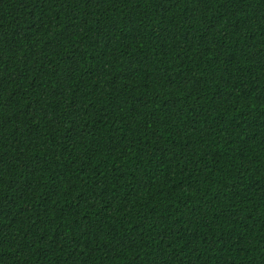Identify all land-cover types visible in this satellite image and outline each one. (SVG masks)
<instances>
[{"label": "trees", "instance_id": "16d2710c", "mask_svg": "<svg viewBox=\"0 0 264 264\" xmlns=\"http://www.w3.org/2000/svg\"><path fill=\"white\" fill-rule=\"evenodd\" d=\"M0 264H264V0H0Z\"/></svg>", "mask_w": 264, "mask_h": 264}]
</instances>
